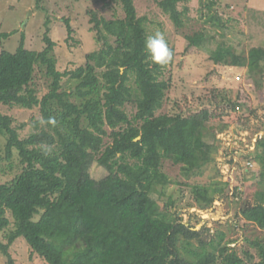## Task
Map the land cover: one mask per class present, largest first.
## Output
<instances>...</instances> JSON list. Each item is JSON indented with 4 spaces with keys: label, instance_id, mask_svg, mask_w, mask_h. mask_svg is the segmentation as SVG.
I'll list each match as a JSON object with an SVG mask.
<instances>
[{
    "label": "trees",
    "instance_id": "16d2710c",
    "mask_svg": "<svg viewBox=\"0 0 264 264\" xmlns=\"http://www.w3.org/2000/svg\"><path fill=\"white\" fill-rule=\"evenodd\" d=\"M187 1L161 0L158 6L179 29L187 10L177 7ZM101 3L119 6L124 17L107 20L92 14L90 32L100 49L87 54L75 70H56L55 43L47 34L41 52L25 49L23 35L14 53L0 52V106L38 108L40 116L21 137L27 123L15 125L13 117L0 111L5 141L0 175L14 170V152L20 165V173L0 184V232L10 225L7 213L13 220L0 253L13 264L8 249L23 238L47 264H246L223 243L222 233L204 242L193 227L149 211L151 196L165 197L157 187L171 183L161 171L163 160L181 165L188 178L212 159L204 142L210 117L206 110L187 117L159 112L171 83L159 79L165 66L147 58L146 19L137 17L133 0ZM213 6V1L206 5V23L225 31L229 21L212 16ZM64 26L65 42L73 41L69 20ZM209 32L186 36L187 48L207 49L212 63L224 67L244 68L251 62L256 70L264 63L261 48H251L245 56L220 41L212 50ZM12 34L0 33V42ZM37 69L49 80L41 98L34 84ZM126 106L134 113L128 115ZM256 150L263 189L242 217L264 230V139ZM94 163L106 172L104 178L91 177ZM209 189L193 186L194 199L209 204ZM252 245L259 255L252 264H264V244Z\"/></svg>",
    "mask_w": 264,
    "mask_h": 264
},
{
    "label": "rangeland",
    "instance_id": "374dc122",
    "mask_svg": "<svg viewBox=\"0 0 264 264\" xmlns=\"http://www.w3.org/2000/svg\"><path fill=\"white\" fill-rule=\"evenodd\" d=\"M159 1L133 0L137 17L146 19L147 36L161 31L174 54L159 77L171 83L159 112L187 117L206 110L210 129L204 142L212 159L188 178L183 176L181 165L163 160L161 171L171 183L157 187L165 197L151 196L148 209L157 218L164 217L169 222L193 227L201 233L204 242L222 233L223 243H228L230 252H236L246 264L258 262V250L252 243L264 244V230L245 221L242 211L249 212L255 206V195L263 189L258 183L260 168L255 155L257 142L264 139V63L253 70L249 62L246 67L230 72L228 67L212 63L207 49L187 48L185 37L206 30L212 36V50L220 41L245 56L251 48L264 49V0H188L177 7L178 11L187 10L184 26L179 29L159 8ZM209 1L214 2L211 15L222 22L229 21L225 31L206 23ZM92 14L97 19L107 20L124 17L119 6L106 7L101 0H0V33H13L0 42V52L14 53L22 35L25 49L41 52L45 47L43 37L47 34L55 43L56 70H75L84 65L87 54L100 49L95 33L90 32ZM65 20H69L73 29V41L68 43L65 42ZM236 76H241L240 81ZM34 84L39 98L48 92L49 80L43 71H35ZM0 111L13 117L15 125L27 123L20 131L21 137L29 133L30 124L40 117L38 108L25 110L0 106ZM125 111L128 115L134 113L130 106H126ZM104 140L109 142V139ZM4 142L0 138L1 148ZM13 161L14 170L0 175V184L20 173L16 152ZM90 175L99 180L106 172L94 163ZM193 186L210 187L209 204L194 199ZM217 187L224 189L213 192ZM6 216L10 225L0 232L3 244H6V234L13 230V220L9 213ZM37 219L35 216L34 220ZM8 253L13 264H47L32 254L23 238L15 240ZM0 264H8L1 253Z\"/></svg>",
    "mask_w": 264,
    "mask_h": 264
},
{
    "label": "clouds",
    "instance_id": "9594fccd",
    "mask_svg": "<svg viewBox=\"0 0 264 264\" xmlns=\"http://www.w3.org/2000/svg\"><path fill=\"white\" fill-rule=\"evenodd\" d=\"M144 50L147 58L156 66H167L173 60V51L169 48L164 34L159 30L145 38Z\"/></svg>",
    "mask_w": 264,
    "mask_h": 264
},
{
    "label": "built area",
    "instance_id": "2783aa9c",
    "mask_svg": "<svg viewBox=\"0 0 264 264\" xmlns=\"http://www.w3.org/2000/svg\"><path fill=\"white\" fill-rule=\"evenodd\" d=\"M233 69H234V67H232V66H229V67H228V70H229L230 72H232ZM235 78H236V80L240 81L241 76H236Z\"/></svg>",
    "mask_w": 264,
    "mask_h": 264
}]
</instances>
